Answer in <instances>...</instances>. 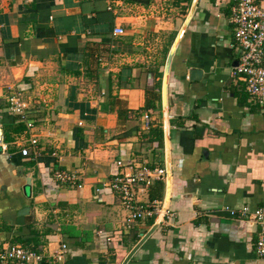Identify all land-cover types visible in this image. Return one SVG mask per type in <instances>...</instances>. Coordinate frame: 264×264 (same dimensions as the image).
<instances>
[{
	"label": "crops",
	"instance_id": "crops-1",
	"mask_svg": "<svg viewBox=\"0 0 264 264\" xmlns=\"http://www.w3.org/2000/svg\"><path fill=\"white\" fill-rule=\"evenodd\" d=\"M192 3L0 0V246L40 252L38 264H122L158 220L126 264H264L260 227L225 210L264 206V104L232 74L233 0H196L170 64L166 146L163 70ZM16 92L32 129L10 110ZM167 162L141 194L155 213L129 227L119 196L96 191Z\"/></svg>",
	"mask_w": 264,
	"mask_h": 264
},
{
	"label": "built area",
	"instance_id": "built-area-1",
	"mask_svg": "<svg viewBox=\"0 0 264 264\" xmlns=\"http://www.w3.org/2000/svg\"><path fill=\"white\" fill-rule=\"evenodd\" d=\"M230 22L233 24L232 48L238 53L236 64L232 67V74L239 77L245 83L247 93L258 103L264 104V1L258 0H233ZM114 34L123 33V29L117 27ZM10 110L18 114L27 129H32L35 118L31 116L27 102L16 92L10 96ZM146 127H148V115H145ZM28 141L34 145L37 142L35 134H31ZM5 150V147H2ZM22 156H28L30 149L21 147ZM118 164L120 162L118 161ZM53 178L61 183H67L81 187L77 182V175L58 167L52 168ZM166 170L163 167H138L131 173L116 175L96 188L109 189L116 193L122 205L127 211L125 225L150 217L156 208L149 201H144L141 194H146L149 184L156 179L164 178ZM225 210L231 216L249 217L260 227V234L255 242L254 250L258 256L264 259V206L250 209L243 205L240 208L225 206ZM67 250L65 243L60 244L57 252L49 256L55 260H61ZM44 259V255L35 250L26 248L18 243L0 246V264H38Z\"/></svg>",
	"mask_w": 264,
	"mask_h": 264
},
{
	"label": "water",
	"instance_id": "water-1",
	"mask_svg": "<svg viewBox=\"0 0 264 264\" xmlns=\"http://www.w3.org/2000/svg\"><path fill=\"white\" fill-rule=\"evenodd\" d=\"M196 7V0H193V3L191 5V9L187 15V17L185 18L182 27L180 28V30L178 31L173 44L169 50V53L167 55L166 61H165V66H164V70H163V77H162V89H161V96H162V105H163V111H164V117H165V142H166V146H167V140H168V133H167V122H166V118H167V86H168V74H169V69H170V64H171V60H172V56L174 54V51L176 49V46L179 42V39L182 35V32L184 31L194 9ZM166 173L167 176L169 175V164L167 162L166 164ZM169 185V184H168ZM169 189V186H168ZM168 191V190H167ZM168 193V192H167ZM168 197H166L167 199ZM166 209V203L163 205L162 207V212L165 211ZM162 216V213L159 215V218ZM159 221H155V223L147 230L146 233H144L140 239L136 242L135 246L129 251V253L126 255V257L123 260L122 264H126L128 262V260L131 258V256L134 254L135 251H137L140 246L144 243V241H146V239H148V237L151 235V233L155 230V228L157 227Z\"/></svg>",
	"mask_w": 264,
	"mask_h": 264
}]
</instances>
